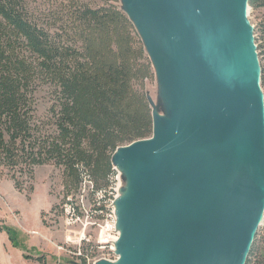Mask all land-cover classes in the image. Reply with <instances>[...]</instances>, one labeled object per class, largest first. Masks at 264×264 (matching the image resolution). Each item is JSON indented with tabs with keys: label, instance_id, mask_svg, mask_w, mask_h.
<instances>
[{
	"label": "water",
	"instance_id": "95a60500",
	"mask_svg": "<svg viewBox=\"0 0 264 264\" xmlns=\"http://www.w3.org/2000/svg\"><path fill=\"white\" fill-rule=\"evenodd\" d=\"M249 2L125 0L154 72L175 81L168 118L150 103L152 134L182 123V160L160 230L126 235L128 223L116 264H135L138 250L146 264L246 263L264 221V92Z\"/></svg>",
	"mask_w": 264,
	"mask_h": 264
},
{
	"label": "trees",
	"instance_id": "16d2710c",
	"mask_svg": "<svg viewBox=\"0 0 264 264\" xmlns=\"http://www.w3.org/2000/svg\"><path fill=\"white\" fill-rule=\"evenodd\" d=\"M249 5L264 7V0ZM254 35L264 55V16ZM154 77L120 0H0V174L32 190L36 168L53 164L65 200L74 205L70 196L88 178L104 196L101 210L110 212L114 152L153 133L146 86ZM41 86L53 98L45 119L37 115ZM245 264H264V221Z\"/></svg>",
	"mask_w": 264,
	"mask_h": 264
},
{
	"label": "rangeland",
	"instance_id": "374dc122",
	"mask_svg": "<svg viewBox=\"0 0 264 264\" xmlns=\"http://www.w3.org/2000/svg\"><path fill=\"white\" fill-rule=\"evenodd\" d=\"M120 6L126 9L125 0H120ZM263 16L264 7L249 6L248 19L254 27ZM257 53L262 69L264 55H260L258 49ZM164 67H168L166 61ZM146 92L153 109L168 118L170 100L176 94L175 81L170 76L160 78L156 73L154 79L148 81ZM52 103L50 88L41 86L37 92L38 118L47 117ZM170 129L173 128L165 132L167 136ZM115 158L118 164L117 156ZM124 174L117 170L115 196L107 206L110 212L101 210L106 204L104 196L95 191L88 178L80 192L75 197L70 196L74 205L65 200L62 171L53 164L36 168L32 190L27 187L20 191L10 176L0 174L1 264H41L38 257L47 264H83V259L86 264L121 261L117 240L121 239L122 229L118 226L115 202L117 196L128 190ZM55 205L58 206L53 210ZM43 213L47 224L43 223Z\"/></svg>",
	"mask_w": 264,
	"mask_h": 264
},
{
	"label": "bare ground",
	"instance_id": "6f19581e",
	"mask_svg": "<svg viewBox=\"0 0 264 264\" xmlns=\"http://www.w3.org/2000/svg\"><path fill=\"white\" fill-rule=\"evenodd\" d=\"M153 56V55H152ZM158 69V60L153 56ZM155 115H160L155 111ZM159 120V118L157 119ZM168 136L165 132L159 137L156 133L142 141L120 147L116 166L120 172L127 174L128 190L117 196L115 212L126 218L118 225L122 229V236L128 225L126 235L137 234L140 231L151 232L156 235L168 211L173 190L177 185L176 177L181 166L182 123L171 126ZM149 168V171H147ZM176 178V180H175ZM175 180V181H174ZM169 202V203H168ZM154 220V221H152ZM122 238L117 240L118 244ZM135 264H146L145 254L137 251ZM116 264V262H115Z\"/></svg>",
	"mask_w": 264,
	"mask_h": 264
}]
</instances>
